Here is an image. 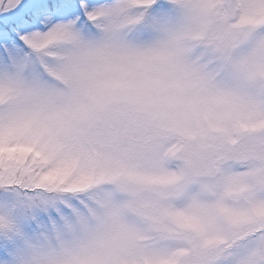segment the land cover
Listing matches in <instances>:
<instances>
[{
  "label": "snow or ice",
  "instance_id": "1",
  "mask_svg": "<svg viewBox=\"0 0 264 264\" xmlns=\"http://www.w3.org/2000/svg\"><path fill=\"white\" fill-rule=\"evenodd\" d=\"M0 264H264V0H0Z\"/></svg>",
  "mask_w": 264,
  "mask_h": 264
}]
</instances>
